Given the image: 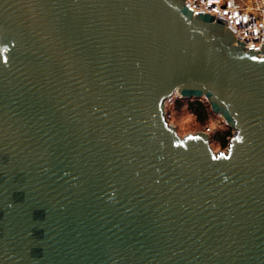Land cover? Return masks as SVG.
Instances as JSON below:
<instances>
[{"label":"water","instance_id":"1","mask_svg":"<svg viewBox=\"0 0 264 264\" xmlns=\"http://www.w3.org/2000/svg\"><path fill=\"white\" fill-rule=\"evenodd\" d=\"M227 27L185 0H0V264H264V55ZM174 95L226 151L179 135Z\"/></svg>","mask_w":264,"mask_h":264},{"label":"built area","instance_id":"2","mask_svg":"<svg viewBox=\"0 0 264 264\" xmlns=\"http://www.w3.org/2000/svg\"><path fill=\"white\" fill-rule=\"evenodd\" d=\"M185 4L217 20L227 21V29L237 36L236 45L242 44L245 50L264 55V0H185ZM213 129L211 125L204 131L209 133Z\"/></svg>","mask_w":264,"mask_h":264},{"label":"trees","instance_id":"3","mask_svg":"<svg viewBox=\"0 0 264 264\" xmlns=\"http://www.w3.org/2000/svg\"><path fill=\"white\" fill-rule=\"evenodd\" d=\"M184 106L196 116V119L201 124H206L210 117L218 116L216 115L209 104V102L204 98H182L179 96H174L170 102L166 103V112L169 114L171 108L179 110ZM233 136V129L231 126L223 121L222 125H219L216 129L214 128L210 132L211 143H217L221 148H227L230 138Z\"/></svg>","mask_w":264,"mask_h":264},{"label":"rangeland","instance_id":"4","mask_svg":"<svg viewBox=\"0 0 264 264\" xmlns=\"http://www.w3.org/2000/svg\"><path fill=\"white\" fill-rule=\"evenodd\" d=\"M177 95H175L176 97ZM218 116H211L210 120L206 124H201L197 121L196 116L193 115L187 108L184 106L182 109L176 110L171 108V112L167 114V118L169 122L175 126L177 132L181 137H184L189 134H195L199 131H204L208 126L213 125L216 129L219 125L225 122L224 118L216 114ZM233 129V128H232ZM234 133V129H233ZM210 135V132L208 133ZM212 148L215 152L226 151L227 148H221L217 143H211Z\"/></svg>","mask_w":264,"mask_h":264}]
</instances>
